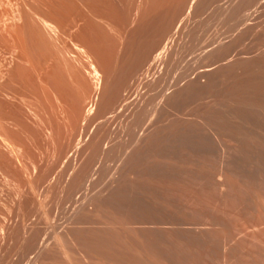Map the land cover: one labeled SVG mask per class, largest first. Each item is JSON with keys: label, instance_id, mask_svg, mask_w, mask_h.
Masks as SVG:
<instances>
[{"label": "rangeland", "instance_id": "obj_1", "mask_svg": "<svg viewBox=\"0 0 264 264\" xmlns=\"http://www.w3.org/2000/svg\"><path fill=\"white\" fill-rule=\"evenodd\" d=\"M114 1L0 0V264H264V0Z\"/></svg>", "mask_w": 264, "mask_h": 264}, {"label": "bare ground", "instance_id": "obj_2", "mask_svg": "<svg viewBox=\"0 0 264 264\" xmlns=\"http://www.w3.org/2000/svg\"><path fill=\"white\" fill-rule=\"evenodd\" d=\"M65 2V5L68 6V4L70 5V0H64ZM103 4L104 6H106L107 8L105 9H101L99 10V14L107 19V20H111V22L115 25L113 26L116 31L118 33L120 32H123L125 33L126 35V38H131L133 39L134 35L136 33H140V34H143V35H149L148 33H145V32H141L140 30L143 29V25L141 26V23H140V17H139V14L138 12H136V15L131 19L130 17V14L127 13V12H124L122 10H119V9H116L114 7H111L110 9H108L109 6V2L108 1H103ZM76 5V4H75ZM85 6V5H84ZM92 6V5H90ZM66 9V8H65ZM86 9V8H85ZM93 9V8H92ZM64 10V9H63ZM72 10V9H71ZM88 10V9H87ZM89 11V10H88ZM74 12V11H73ZM68 13V12H67ZM77 14V13H76ZM78 14L83 18V20H85V24H84V27L85 30L91 34H97L98 35V41H101L102 43L103 42H106V43H109L111 46L110 48L108 49V52L111 53V55L113 54V48H114V43H115V38H113L110 33L107 32V30H105V28L101 25V24H104L106 23L104 19H96L94 18V16H91L89 14H85L83 12H81L80 10H78ZM75 16V15H74ZM75 19V18H74ZM29 21V20H28ZM99 22V23H97ZM32 24H34L32 22ZM107 24V23H106ZM36 25V24H35ZM149 25V24H148ZM145 26V25H144ZM148 27V26H147ZM145 29V27H144ZM147 29V28H146ZM143 31H146V30H143ZM39 31H37V29L30 25L29 23H26L23 25V27L20 28V30L18 31V34L16 36V47L18 48V51H17V55L16 57L18 58L19 56H27V39L30 40V38L32 37L34 40L35 39H38L39 37V34H38ZM41 32V31H40ZM150 37H151V34H150ZM153 37V36H152ZM86 38V37H85ZM33 41V40H32ZM42 41V40H41ZM45 41V40H44ZM97 41V40H96ZM171 42V41H170ZM32 43V42H30ZM89 43V42H88ZM168 41L165 42V44L163 45V47L157 51L154 55V59H153V62L152 63H157L159 60H161V58L163 57V54H165V51L167 50L168 48ZM32 45V44H31ZM95 45H96V42H95ZM47 46V45H46ZM45 46V47H46ZM124 46V45H123ZM126 47V46H125ZM124 47V48H125ZM170 47V46H169ZM47 48V47H46ZM51 48V47H50ZM33 49V48H32ZM40 52V51H39ZM35 54V53H34ZM38 55V54H37ZM43 55V53H42ZM46 55V53H45ZM52 55V54H51ZM165 56V55H164ZM30 57V56H29ZM28 57V58H29ZM27 58V57H26ZM32 58V57H31ZM45 58V56H44ZM163 59V58H162ZM39 61H40V58H39ZM29 62V61H28ZM161 62V61H159ZM20 63V62H19ZM40 63V62H39ZM29 65V63H28ZM41 65V64H40ZM153 65V64H152ZM33 67V66H32ZM57 67V66H56ZM16 69H19L20 71H23L25 69V67H23V63H20L18 66L16 65L15 67L11 68L9 67V63H6L3 61V63H0V95H6V96H10L11 95V92H12V89H13V84L14 83V78L15 77V70ZM34 69V67H33ZM43 70V68L41 69V71ZM92 70H93V74L97 75V71L92 67ZM18 72V71H17ZM24 72V71H23ZM25 73H27L25 71ZM42 73V72H41ZM24 74V73H23ZM147 74V72H146ZM19 75V74H18ZM99 75V74H98ZM145 77V75H144ZM144 79V78H143ZM17 80V79H16ZM22 80V78H21ZM139 81V80H138ZM141 83V82H140ZM141 87V86H140ZM141 89V88H140ZM14 93V92H13ZM158 94V93H157ZM104 96V94H103ZM136 97V96H135ZM11 98V97H10ZM9 98V99H10ZM13 99V98H12ZM6 100V99H5ZM5 100H1L0 99V112L4 113L7 111H5V109L10 105L9 102H8V99L7 101ZM11 101V100H10ZM129 102V101H128ZM128 102L126 104H128ZM13 105V104H12ZM124 105V104H123ZM14 110V109H13ZM1 115V114H0ZM9 116V115H7ZM113 116V115H112ZM5 117V116H4ZM114 118V117H113ZM5 120V119H4ZM8 120V119H6ZM4 123V122H3ZM10 124L12 122H9ZM118 123V122H117ZM1 124V122H0ZM1 125H4V124H1ZM139 125V124H138ZM8 126V123L7 125ZM9 128V127H8ZM7 128V129H8ZM2 129V127H1ZM0 129V130H1ZM136 129V128H135ZM4 131V128L3 130ZM9 131V130H8ZM123 131V130H122ZM6 133V131H4ZM123 135V134H122ZM141 135V134H140ZM110 138V137H109ZM139 138V136H138ZM127 140V139H126ZM118 141V140H117ZM132 144V143H131ZM89 188V187H88ZM83 205V204H82Z\"/></svg>", "mask_w": 264, "mask_h": 264}, {"label": "crops", "instance_id": "obj_3", "mask_svg": "<svg viewBox=\"0 0 264 264\" xmlns=\"http://www.w3.org/2000/svg\"><path fill=\"white\" fill-rule=\"evenodd\" d=\"M64 1V0H63ZM91 1L92 0H88V3L90 4V5H92V3H91ZM97 2H99L101 5H102V9H105V8H107L106 6H104V4H103V1L104 0H96ZM105 1H108L110 4H109V6L110 7H108V9H110L111 7H114V8H116V9H119V10H121L120 8H119V6H118V4H117V2L116 1H114V0H105ZM192 1L193 0H191V2H190V4L192 3ZM190 6V5H189ZM122 11H124V12H127V13H129V11L128 10H123L122 9ZM140 17V16H139ZM94 18H96V19H104L105 20V22L108 24V25H110L115 31H116V29L113 27V26H115L112 22H111V20L109 21V20H107V19H105V18H103L100 14H99V11H97L96 12V15L94 16ZM140 20V23H141V26L143 25V29H141L140 31L141 32H145V33H148L149 35L151 34V36H154V33L153 32H148L147 31V26H149L148 24L149 23H146L145 21H144V19H142V18H139ZM97 23H99V22H97ZM100 24V23H99ZM145 25V26H144ZM144 27H145V29H144ZM143 30H146V31H143ZM117 32V31H116ZM118 33V32H117ZM120 33H122V34H124V36H125V38H126V35H125V33H124V31L123 32H120ZM93 35H97L96 33L95 34H93ZM113 37V36H112ZM113 38H115V37H113ZM116 39V38H115ZM128 39V42L130 41V40H132L130 37L129 38H127ZM98 39L96 38H94V41L96 42V45H95V47L96 48H99L100 47V45L98 44ZM127 41L125 42V46L127 47ZM124 46V47H125ZM148 50L149 49H147V52H148ZM147 52H146V54H147Z\"/></svg>", "mask_w": 264, "mask_h": 264}]
</instances>
